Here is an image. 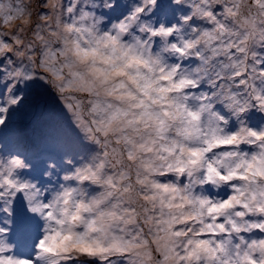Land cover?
Masks as SVG:
<instances>
[{
    "label": "clouds",
    "instance_id": "9594fccd",
    "mask_svg": "<svg viewBox=\"0 0 264 264\" xmlns=\"http://www.w3.org/2000/svg\"><path fill=\"white\" fill-rule=\"evenodd\" d=\"M119 2L0 0V125L39 80L87 146L0 143V264H264V0Z\"/></svg>",
    "mask_w": 264,
    "mask_h": 264
},
{
    "label": "rangeland",
    "instance_id": "374dc122",
    "mask_svg": "<svg viewBox=\"0 0 264 264\" xmlns=\"http://www.w3.org/2000/svg\"><path fill=\"white\" fill-rule=\"evenodd\" d=\"M159 7L153 13L159 20L163 16L171 22L175 9L169 7V0H158ZM127 6L117 5L109 12L103 13L109 19H118ZM16 92L23 93L18 107L9 110L3 125H0V143L4 151L21 150L33 162L30 172L24 173L40 181L41 185L49 183L43 178L45 171L44 160L55 157L57 162L63 154L55 145L63 143L64 147L73 154L85 151L87 146L80 143L79 134L68 122V117L61 107L57 97L39 80L26 82L16 86ZM256 123L259 119L253 120ZM15 226L12 229L11 239L17 244V251L21 256L28 257L31 243L36 235L37 222L25 210L22 199H18L14 208Z\"/></svg>",
    "mask_w": 264,
    "mask_h": 264
},
{
    "label": "trees",
    "instance_id": "16d2710c",
    "mask_svg": "<svg viewBox=\"0 0 264 264\" xmlns=\"http://www.w3.org/2000/svg\"><path fill=\"white\" fill-rule=\"evenodd\" d=\"M258 119V116H254L253 120H257Z\"/></svg>",
    "mask_w": 264,
    "mask_h": 264
}]
</instances>
